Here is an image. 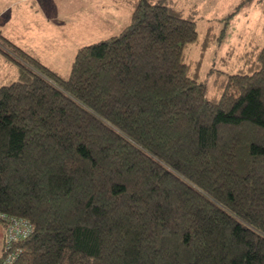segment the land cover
<instances>
[{
  "label": "trees",
  "instance_id": "trees-1",
  "mask_svg": "<svg viewBox=\"0 0 264 264\" xmlns=\"http://www.w3.org/2000/svg\"><path fill=\"white\" fill-rule=\"evenodd\" d=\"M167 2L138 0L68 79L1 36L0 215L35 229L18 264H264V47L209 97Z\"/></svg>",
  "mask_w": 264,
  "mask_h": 264
},
{
  "label": "rangeland",
  "instance_id": "rangeland-1",
  "mask_svg": "<svg viewBox=\"0 0 264 264\" xmlns=\"http://www.w3.org/2000/svg\"><path fill=\"white\" fill-rule=\"evenodd\" d=\"M137 2L0 0V49L10 52L2 38L11 39L68 79L79 50L121 34L130 25ZM167 4L197 24L199 40L185 50L186 63L195 65L203 59L200 80L209 97L219 96L224 79L239 73L249 54L264 47V0H168ZM204 46L208 48L202 56ZM1 50L0 88L19 77L17 64ZM4 234L0 224V253Z\"/></svg>",
  "mask_w": 264,
  "mask_h": 264
},
{
  "label": "built area",
  "instance_id": "built-area-1",
  "mask_svg": "<svg viewBox=\"0 0 264 264\" xmlns=\"http://www.w3.org/2000/svg\"><path fill=\"white\" fill-rule=\"evenodd\" d=\"M5 227L2 259L0 264H18L24 249L21 244L33 235L35 229L27 219L0 215Z\"/></svg>",
  "mask_w": 264,
  "mask_h": 264
},
{
  "label": "crops",
  "instance_id": "crops-1",
  "mask_svg": "<svg viewBox=\"0 0 264 264\" xmlns=\"http://www.w3.org/2000/svg\"><path fill=\"white\" fill-rule=\"evenodd\" d=\"M0 34L3 35V28L0 26ZM10 42L13 43V41L11 39H7ZM14 44V43H13ZM15 45V44H14ZM20 45L22 44H18L16 45L17 47H19L21 50L25 51L26 53H28L29 55L33 56L34 58H36L37 60H39L37 57H35L33 54H31L30 52H28L27 50H25L23 47H21ZM40 61V60H39ZM41 62V61H40ZM42 63V62H41ZM43 64V63H42ZM44 65V64H43ZM45 66V65H44ZM47 67V66H46ZM48 68V67H47ZM50 69V68H49ZM51 70V69H50ZM53 71V70H52ZM2 250H3V244H2V249H1V253H0V257L2 255Z\"/></svg>",
  "mask_w": 264,
  "mask_h": 264
}]
</instances>
